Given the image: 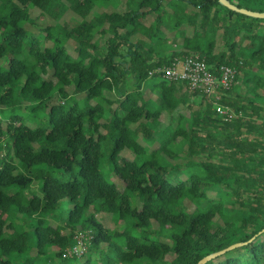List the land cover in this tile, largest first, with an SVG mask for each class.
<instances>
[{
	"label": "trees",
	"instance_id": "obj_1",
	"mask_svg": "<svg viewBox=\"0 0 264 264\" xmlns=\"http://www.w3.org/2000/svg\"><path fill=\"white\" fill-rule=\"evenodd\" d=\"M188 55L237 70L219 90L231 118L153 72ZM236 242L201 264H264V18L0 0V264H199Z\"/></svg>",
	"mask_w": 264,
	"mask_h": 264
},
{
	"label": "built area",
	"instance_id": "obj_2",
	"mask_svg": "<svg viewBox=\"0 0 264 264\" xmlns=\"http://www.w3.org/2000/svg\"><path fill=\"white\" fill-rule=\"evenodd\" d=\"M153 72L160 73L168 79L186 80L192 89H200L212 95L216 102L218 112L231 118L233 116L229 107L220 103L221 88H229L234 82L237 70L229 65H223L219 72L212 71L205 58L197 55H188L183 58L176 57L172 63L156 68ZM83 240L73 247L69 253L82 252Z\"/></svg>",
	"mask_w": 264,
	"mask_h": 264
},
{
	"label": "water",
	"instance_id": "obj_3",
	"mask_svg": "<svg viewBox=\"0 0 264 264\" xmlns=\"http://www.w3.org/2000/svg\"><path fill=\"white\" fill-rule=\"evenodd\" d=\"M219 1H220L221 4L231 8L233 10L242 12V13L250 15V16L264 18V11H258V10H253V9H249V8H246V7H240V6L236 5V4H234L233 2H231L230 0H219ZM242 243L243 242H236V243H233V244H231L230 246H228L226 248H223V249H221L219 251L213 252V253L205 256L202 260H200L199 264L207 262L209 259H211L213 257H216V256L224 253L226 250L234 248V247H236V246H238V245H240Z\"/></svg>",
	"mask_w": 264,
	"mask_h": 264
},
{
	"label": "rangeland",
	"instance_id": "obj_4",
	"mask_svg": "<svg viewBox=\"0 0 264 264\" xmlns=\"http://www.w3.org/2000/svg\"><path fill=\"white\" fill-rule=\"evenodd\" d=\"M118 8L123 10V9H125V5L122 3V4H120V6ZM104 42H105V40L103 39L102 40V43H104ZM71 43L73 44V42H71ZM192 90H195V89H192ZM198 90H200V89H198ZM201 91L202 92H205L203 90H201ZM209 96H212V95L209 94ZM201 98H202V94L196 97L197 101H201ZM167 120H168V115H164L163 116V121H165V123H166ZM115 180H116L118 186L120 188H123V186H124L123 182L121 180H119L118 178H116V177H115ZM102 219H103L104 223L107 224L110 227H114L116 225V223H114V221L111 219L110 215L105 214ZM84 248H85V244H83V246L81 247V249H84Z\"/></svg>",
	"mask_w": 264,
	"mask_h": 264
}]
</instances>
